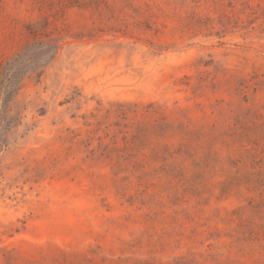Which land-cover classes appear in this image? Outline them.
<instances>
[{
  "label": "rangeland",
  "instance_id": "rangeland-1",
  "mask_svg": "<svg viewBox=\"0 0 264 264\" xmlns=\"http://www.w3.org/2000/svg\"><path fill=\"white\" fill-rule=\"evenodd\" d=\"M0 264H264V0H0Z\"/></svg>",
  "mask_w": 264,
  "mask_h": 264
}]
</instances>
